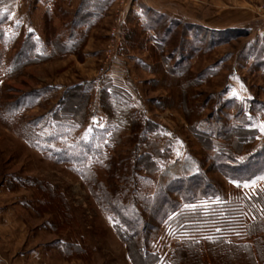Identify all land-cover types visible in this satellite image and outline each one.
<instances>
[{
	"label": "rangeland",
	"instance_id": "374dc122",
	"mask_svg": "<svg viewBox=\"0 0 264 264\" xmlns=\"http://www.w3.org/2000/svg\"><path fill=\"white\" fill-rule=\"evenodd\" d=\"M92 1L0 0V264H133L94 190L122 187L119 164L136 165L155 134L167 159L150 192L200 167L227 200L264 189V0ZM110 86L128 94L118 117L103 111ZM85 113L84 149L65 153L83 158L118 131L110 170L54 154L53 115ZM241 125L257 135L237 163L217 161L210 135ZM148 222L160 227L143 244L167 255L177 238Z\"/></svg>",
	"mask_w": 264,
	"mask_h": 264
},
{
	"label": "trees",
	"instance_id": "16d2710c",
	"mask_svg": "<svg viewBox=\"0 0 264 264\" xmlns=\"http://www.w3.org/2000/svg\"><path fill=\"white\" fill-rule=\"evenodd\" d=\"M98 1L100 5L106 4L105 0ZM94 2L95 0L92 1ZM61 48L56 42L51 43L49 54L60 53ZM36 53L39 54V51ZM17 61L18 65L22 64V60ZM110 87L111 89L108 87L103 93L107 99L102 105L103 111L108 117H118L119 110L129 104L128 94L122 92L119 87ZM86 117V113L81 118L67 115L59 119L55 114L53 115L56 120L54 127L62 129L58 135L48 136L50 140L53 139L61 145V150H56L54 154L65 156L63 159L72 157L75 161L87 160L92 167L95 165L110 170L115 164L118 165L113 154H110V151L116 148L114 144L120 141L118 131L111 130L105 146L101 141H97L98 145L93 144L95 150L83 153V158L73 157L71 152L65 153L67 149H84L85 144H80V141H85L75 133L82 128ZM137 121L135 116H131L132 125H136ZM228 130H225V136L210 135V143L206 144V148L220 155L223 154L219 156L217 153L216 160L231 166L238 162L237 154L246 151L257 132L255 129L243 128L242 125ZM238 131L247 137L237 140V137H241ZM155 135L151 140L144 142L145 151L140 152L136 157V165L129 167L127 158L119 164L124 168V173L121 175L124 182L122 187L108 191L102 185L94 190L99 204L112 212L115 229L127 245L132 263L264 264V189H259L251 196L245 197L244 203L239 200H227L223 198L221 190L213 180L202 179L204 173L200 167L195 173L175 177L169 180L167 185L150 192L147 190V185L151 186V176L160 170L161 163L167 159L162 156L161 142L157 140L160 136ZM220 137L225 140L223 143L219 140ZM75 139L77 142L74 141ZM238 144L241 145V149ZM92 175L93 177L90 178L86 172L84 178L90 185H95L98 176L96 172ZM254 203L256 209L252 206ZM248 204H251L249 208L254 210H252L253 219L249 223L245 219L246 212L249 211ZM149 217L158 219L159 223L165 222L168 233L177 238L174 249L167 255L155 249L153 245L143 244L144 240L153 239L152 234L160 227L159 224H150ZM134 251L139 253L140 257L136 256Z\"/></svg>",
	"mask_w": 264,
	"mask_h": 264
},
{
	"label": "crops",
	"instance_id": "0c3cea01",
	"mask_svg": "<svg viewBox=\"0 0 264 264\" xmlns=\"http://www.w3.org/2000/svg\"><path fill=\"white\" fill-rule=\"evenodd\" d=\"M12 12H13V14L16 16V17H19L18 15H17V13L14 11V10H12ZM38 250V249H37ZM40 255V253H38L37 251H36V257H40L39 256ZM51 263V262H50Z\"/></svg>",
	"mask_w": 264,
	"mask_h": 264
},
{
	"label": "built area",
	"instance_id": "2783aa9c",
	"mask_svg": "<svg viewBox=\"0 0 264 264\" xmlns=\"http://www.w3.org/2000/svg\"><path fill=\"white\" fill-rule=\"evenodd\" d=\"M113 34H115V35H116V33H113Z\"/></svg>",
	"mask_w": 264,
	"mask_h": 264
},
{
	"label": "snow or ice",
	"instance_id": "6c2138e0",
	"mask_svg": "<svg viewBox=\"0 0 264 264\" xmlns=\"http://www.w3.org/2000/svg\"><path fill=\"white\" fill-rule=\"evenodd\" d=\"M245 186H247V185H245Z\"/></svg>",
	"mask_w": 264,
	"mask_h": 264
}]
</instances>
